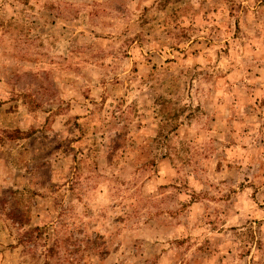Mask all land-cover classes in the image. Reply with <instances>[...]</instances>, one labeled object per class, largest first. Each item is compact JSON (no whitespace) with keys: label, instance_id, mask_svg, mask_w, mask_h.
Returning <instances> with one entry per match:
<instances>
[{"label":"rangeland","instance_id":"1","mask_svg":"<svg viewBox=\"0 0 264 264\" xmlns=\"http://www.w3.org/2000/svg\"><path fill=\"white\" fill-rule=\"evenodd\" d=\"M0 264H264V0H0Z\"/></svg>","mask_w":264,"mask_h":264}]
</instances>
